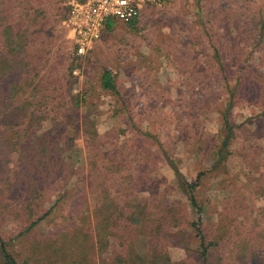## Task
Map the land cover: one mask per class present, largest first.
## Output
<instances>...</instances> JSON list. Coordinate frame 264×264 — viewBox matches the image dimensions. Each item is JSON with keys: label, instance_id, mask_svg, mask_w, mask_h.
<instances>
[{"label": "rangeland", "instance_id": "374dc122", "mask_svg": "<svg viewBox=\"0 0 264 264\" xmlns=\"http://www.w3.org/2000/svg\"><path fill=\"white\" fill-rule=\"evenodd\" d=\"M20 1L40 4L51 15L50 21L60 20L65 12V0ZM242 1L251 9L264 6V0H163L159 6L145 8L148 11L133 25L117 21L83 58L74 55L67 34L63 32L61 39L64 51L80 70L72 92L83 94L87 102L76 115L89 114L94 119L108 151L124 145V154L120 152L116 159L122 171L116 180L109 181L111 195L122 206L129 201L150 200V209L158 215L164 212L161 209L166 201L170 222L163 229L169 234L160 245L168 250L173 264H202L195 253L198 238L191 223L201 218L206 228L209 223L219 224L228 216V204H232V212L238 207L234 239L244 238L252 246L260 239L259 253L264 258V196L256 192L264 182V84L258 78V72L264 73V38L229 28V23L245 22L233 11ZM17 2L0 0V20L20 19ZM4 3H8V11L3 10ZM55 26L60 31L57 21ZM208 35L217 38L214 44L221 52L223 68L213 57L214 46L210 48V43L202 40L189 46L195 52L208 47L206 58H197L198 72H192L190 48L186 46L189 37ZM245 67L247 72L241 71ZM105 69L115 75L119 97L101 87ZM237 83L230 113L236 128L229 147L232 153L217 165L229 88ZM48 113L42 130L53 125L54 110ZM85 155L83 144L71 152L70 161L78 176L86 173ZM124 177L129 181L122 179L119 187L114 186ZM185 182L197 183L193 194L203 207L201 212L191 205ZM91 197L95 205L99 194ZM61 212L40 223L33 236L51 231L60 222ZM14 228L8 219L0 232L10 241L17 234ZM119 231L128 234L123 227ZM111 239L109 256L123 248L119 240ZM147 242L141 236L135 249L146 252ZM10 243L15 250L21 247L20 239ZM241 253L230 264H251L252 252Z\"/></svg>", "mask_w": 264, "mask_h": 264}, {"label": "trees", "instance_id": "16d2710c", "mask_svg": "<svg viewBox=\"0 0 264 264\" xmlns=\"http://www.w3.org/2000/svg\"><path fill=\"white\" fill-rule=\"evenodd\" d=\"M4 4L3 10L8 11V3ZM249 5L242 1L233 9L234 16L245 22L229 23V28L264 38V6L251 9ZM16 7L21 9L20 19L0 20V227L11 220L17 232L11 240L20 239L21 247L13 249L11 240L0 232V264H173L168 250L160 245L169 234L168 229H163L170 222L166 201L161 210L168 213L160 215L150 209L147 199L122 206L111 195L109 181L116 180L122 171L116 159L120 152L124 154V145L108 151L94 119L89 114L76 115L87 102L83 94L72 92L78 75L74 74L77 67L61 40L63 32L67 34L61 26L65 12L60 20L50 21L51 15L40 4L18 0ZM56 21L60 31L55 30ZM116 23H107L105 31ZM73 50L77 56L74 45ZM214 56L221 63L219 48ZM244 69L241 71L247 72V67ZM258 74L264 84V73ZM100 84L105 91L120 96L110 69L103 70ZM239 85L229 88L217 165L232 153L229 147L236 128L230 113ZM52 109L53 125L42 130L46 114ZM82 144L86 149V173L78 176L70 157ZM261 178L264 180V173ZM122 179L128 180L118 179L114 186L119 187ZM184 185L191 205L201 212L203 207L193 194L197 183ZM256 192L264 196V182ZM94 193L99 194V199L92 205ZM54 212H61L60 222L51 231L33 236L35 228ZM226 213L228 216L219 224L209 223L207 228L202 226L201 218L191 223L198 238L195 253L201 263L230 264L239 252L251 251V264H264L259 253L260 239L257 246L244 238L234 239L238 207L232 212V204H228ZM121 227L128 234L121 233ZM141 236L148 239V250L143 253L135 249ZM111 238L119 240L123 247L113 256L107 255Z\"/></svg>", "mask_w": 264, "mask_h": 264}, {"label": "built area", "instance_id": "2783aa9c", "mask_svg": "<svg viewBox=\"0 0 264 264\" xmlns=\"http://www.w3.org/2000/svg\"><path fill=\"white\" fill-rule=\"evenodd\" d=\"M163 0H65L62 25L72 41L76 55L83 58L104 35L110 21L129 23L138 20L148 6ZM79 68L74 70L79 75Z\"/></svg>", "mask_w": 264, "mask_h": 264}, {"label": "crops", "instance_id": "0c3cea01", "mask_svg": "<svg viewBox=\"0 0 264 264\" xmlns=\"http://www.w3.org/2000/svg\"><path fill=\"white\" fill-rule=\"evenodd\" d=\"M146 11H148V9L147 10L144 9V11L142 12V15L144 13H146ZM213 37L211 35L201 36V37H197V38H194V37L191 36V37H189V43L191 42V44L189 45V43H188L186 45L187 46V49H189L190 48L189 46H191L192 44H195L196 45V44H199L200 42H203L202 40H205V41H208L210 43V48H212V46H214L212 49L215 51V49L217 47L214 44V42L217 41V38L214 39ZM173 42L175 43V40H173ZM207 49H208V47L205 48L203 46L201 47V49L198 52L193 51L191 48L189 49V54H188V60H189V62H188V64L190 63V66L192 67V69H191L192 72H198V68H199L198 66H200V62H199V64L197 63V58H201V57H204L205 58L206 57V53H207ZM219 52H220V50H219ZM162 54H163V52H162ZM220 54H221V52H220ZM163 56H164V54H163ZM157 57L158 56H156V58ZM213 57L215 59V56H213ZM218 62H219V60H218ZM202 64H203V66L206 65L205 62H202ZM150 83H151V81H150Z\"/></svg>", "mask_w": 264, "mask_h": 264}]
</instances>
